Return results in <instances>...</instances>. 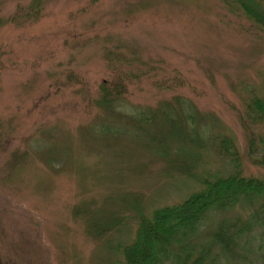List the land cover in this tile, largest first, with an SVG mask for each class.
<instances>
[{"label":"rangeland","instance_id":"rangeland-1","mask_svg":"<svg viewBox=\"0 0 264 264\" xmlns=\"http://www.w3.org/2000/svg\"><path fill=\"white\" fill-rule=\"evenodd\" d=\"M36 5L0 0V17L20 14L0 25V42L19 64L0 83V256L7 262L123 264L119 246L132 238L134 217L181 201L199 187V177L226 174L228 160L213 144L188 146L174 133L181 128L173 126L174 107L163 105L176 96L194 107L202 126L232 138L245 175L264 177L247 152L249 133L257 136L264 125L244 115L250 90L264 98V39L240 31L243 18L218 0H40L39 12ZM110 63L121 73L142 74L129 77L117 108L124 119L141 112L140 122L96 121L83 96L65 86L66 73L74 71L82 91L94 93ZM162 68H173L183 84L160 86L153 74ZM48 82L58 84L57 97L39 100ZM37 101L54 112L34 111ZM144 116L149 119L141 121ZM179 147L188 154L174 152ZM86 199L89 205L79 204ZM78 205L110 221L99 242L74 218ZM254 211L238 204L211 212L195 239L205 250L197 264H264L259 215L236 243L209 242L221 225L241 227ZM177 251L185 257L188 248ZM198 254L192 249L188 261Z\"/></svg>","mask_w":264,"mask_h":264},{"label":"trees","instance_id":"trees-1","mask_svg":"<svg viewBox=\"0 0 264 264\" xmlns=\"http://www.w3.org/2000/svg\"><path fill=\"white\" fill-rule=\"evenodd\" d=\"M218 1L227 10L236 13L234 14L235 17L243 18L246 21V24L241 23L238 25L240 26V31L243 30L246 33L254 34L264 39V0ZM36 4L34 7L39 12L40 0H36ZM23 15L24 13L21 14V16ZM230 15L232 14L224 16L228 22ZM19 17V12H14L13 15L8 17H0V25L6 21H15ZM126 21L120 22L119 27H121L120 25L127 26L128 20ZM225 22L229 25L227 21ZM219 23L220 17H218L215 24L217 29H219ZM129 46L131 47L132 45L129 44ZM11 50L12 56L8 55V50L0 42V83L5 75H2L3 73L7 71L16 73L15 70H18L14 69L15 66H19L18 63L14 62L17 56L13 54L14 50ZM166 62L173 63L167 60ZM103 69L106 71L102 74L104 78L99 81L94 93L82 91L83 79L74 71H68L63 81L69 89L77 90L75 94L83 96V106L90 108L91 114L96 116V121L104 118L108 122L110 117H115V119L119 118L125 125H130L132 122H140L141 112L133 117L124 119L117 111V108L120 106L121 103L119 101H122L121 98L127 91V86L131 81L129 77L138 78L142 74H131L129 71L128 74L121 73V70L114 68L111 63L110 65L105 64ZM171 69L162 68L161 71L153 74L157 77L155 81L160 86L169 87V85H172L175 87V85L183 84L182 77L177 73L173 74L170 71ZM166 78H171V80H161ZM36 80L31 82L30 87L33 86ZM48 83L47 92L38 96L40 97L39 100L47 101L51 96L52 98L57 97V93L60 90L58 84L54 82ZM46 84L47 82L43 85ZM185 99L176 96L167 100V103L163 105V107H174L176 118L171 119L173 126L176 127L179 124L181 127L175 129L174 133H178L179 137L188 146L200 145L203 147V143L213 144L217 153L228 160L229 170L226 174L214 175L210 178L209 176L199 177V187L190 191L181 201L157 207L148 215L141 214L134 217L136 227L132 238L119 246L123 264H164L167 261L175 264H197L201 259L205 258L203 253L205 250L195 244V239L199 235L203 221L211 212L227 211L238 204L254 206L255 209L249 217V221L241 222V227H238L237 223H232L230 226L224 224V226L221 225L217 228L213 232V239L209 241L210 244L212 242L215 243L214 240L220 238H226L236 243L244 232L252 229L253 218L258 220L261 218L264 221V177L245 175L232 138L216 126L215 128L206 124V126H202V123H199L200 118L195 115L196 110L193 106H189ZM181 105L185 108L181 107ZM34 108H36L34 111L42 112L43 116H48L51 111L54 112L51 107H46V104L42 106L40 101L34 104ZM244 115L254 123L264 125V98L253 89L250 90L248 98L244 100ZM147 119L149 117L144 116L141 121H146ZM207 126L208 128H206ZM106 127V123L102 125V128H104L103 132ZM247 138V152L252 163L264 167V130L257 136L251 132ZM158 146L160 148L159 151L167 152L163 146L159 144ZM186 151L187 149H184V147L174 148V152H177V154L184 153L187 155L188 152ZM197 154L200 155L198 151ZM53 164L49 163L47 166ZM185 172L192 174L189 170ZM88 201H91V199L82 200L79 204L86 203L89 205ZM80 205L74 208V218H78L83 222L85 234L99 242L102 236L108 233L107 228L110 221L107 219L102 220L98 215H94L93 211L86 212L89 214L87 216ZM185 246L188 251L186 256L183 257L177 249H184ZM192 249H195L199 254L192 260L193 262H189L188 260L192 257ZM219 249L224 253L227 247L220 242ZM214 254L217 257L221 255L219 251ZM0 264L10 263L0 256Z\"/></svg>","mask_w":264,"mask_h":264}]
</instances>
